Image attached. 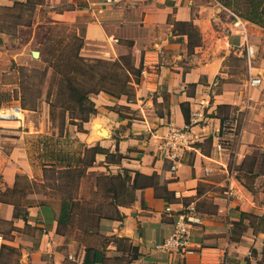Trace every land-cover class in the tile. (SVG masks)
I'll list each match as a JSON object with an SVG mask.
<instances>
[{
    "label": "crops",
    "instance_id": "obj_1",
    "mask_svg": "<svg viewBox=\"0 0 264 264\" xmlns=\"http://www.w3.org/2000/svg\"><path fill=\"white\" fill-rule=\"evenodd\" d=\"M211 10V2L199 0H0L2 104H21L16 96L28 91L47 102L51 93L39 88L45 72L34 84L20 70L45 62L35 45L67 24L79 34L83 28L85 57L116 59L132 42L128 48L142 66L140 81L128 85L133 99L105 92L93 97L98 113L84 124L85 132L68 124L61 137L49 119L0 120V264H83L85 249L94 247L106 253L98 264H264V138L257 140L261 125L251 129L255 100L264 92L261 84L246 92L230 83V48L211 34ZM195 32L202 42H195ZM195 113L192 146L174 169L163 137ZM72 141L105 148L88 173L129 169L133 176L156 174L157 182L138 189L133 203L118 205L120 215L87 221L77 214L62 223V197L48 186L45 169ZM232 172L240 197L226 193ZM94 190L98 195L96 184ZM75 195L85 208L111 202L100 195L93 202L82 185ZM192 208L199 218L191 226L193 251L156 249L173 232L178 214Z\"/></svg>",
    "mask_w": 264,
    "mask_h": 264
},
{
    "label": "trees",
    "instance_id": "obj_2",
    "mask_svg": "<svg viewBox=\"0 0 264 264\" xmlns=\"http://www.w3.org/2000/svg\"><path fill=\"white\" fill-rule=\"evenodd\" d=\"M248 4L247 18L253 22L264 20V0H248ZM179 24L187 26L185 30L193 29L190 23ZM83 45L84 40H81L77 47L71 49L69 55L65 58L61 56L58 58L59 62H54L55 70L72 92V99L62 111L59 130L61 137L64 136L67 124H75L81 131H86L84 124L98 113L97 103L93 98L95 95L105 92L113 99H119L123 95L131 99L133 93L128 85L133 81L139 82L142 76V66H136L131 49L122 52L116 59L87 58L81 54ZM132 45V42L128 43V46ZM51 120H55L54 113L51 114ZM69 137L68 134L67 142H70ZM73 142L71 149L64 150L62 147L55 157L56 163L45 169L46 177L54 178V182L48 186L62 197L59 214V221L62 223H69L77 214L85 217L87 221L120 215L118 205L133 203L138 189L153 186L157 182L156 174L149 176L137 172L133 176L129 169L118 174L100 173L96 177V186L102 197L111 199V205L98 203L96 206L81 207V201L75 195L78 193L80 181L95 165L97 154L104 152L105 148L99 144L88 146L83 142H79L78 148ZM84 228L89 230L90 225L87 223ZM105 258L103 248H86L83 264L104 263Z\"/></svg>",
    "mask_w": 264,
    "mask_h": 264
},
{
    "label": "rangeland",
    "instance_id": "obj_3",
    "mask_svg": "<svg viewBox=\"0 0 264 264\" xmlns=\"http://www.w3.org/2000/svg\"><path fill=\"white\" fill-rule=\"evenodd\" d=\"M203 3L211 2L212 10L209 14L210 20L208 22L211 30V34L214 37H218L220 39H224L227 41V47L230 48L226 56V70L230 71L231 75L229 80L230 83L240 85V87L246 91H250V86L248 85V79L250 77V73L259 74L262 76L263 81L258 88L262 92H264V20L251 21L247 18L246 11L248 9V0H199ZM212 15V16H210ZM214 15H218L219 22H215L216 19L212 18ZM235 16H239L245 19L248 22V30H249V42L253 45L255 51L250 56L242 57L239 55V52L236 51L237 44H239V37L233 33V24L232 21ZM81 24V23H80ZM181 28H186L187 26L180 25ZM74 26L67 24L66 26H62L60 29H57V32L51 34L50 37L46 40V42H41L40 45H35L36 49L43 52V57L45 58V62L34 61L35 63L29 65L25 70H20V74L26 77L30 74L33 77V83L35 84V79L37 78V74L44 73V84L43 87L40 85L39 88H44V92L46 94L47 89L51 93L50 96H46L47 102H43L42 99H38V96L34 95V92L28 91L24 96H16L18 102L21 103L23 107H35L36 109L26 110L25 112V120L33 121L34 123L39 124L40 122H46L48 119L51 121V125L55 124L56 129L60 130V125L62 124V111L63 107L66 105L68 101L72 99V92L69 90L66 82L63 77L59 75V73L55 70L54 62L58 60L59 57L63 56L65 58L67 55L71 53V49L73 47H77L84 36L83 28L81 33L79 34L78 30L74 29ZM189 29V28H188ZM195 42L202 40L199 38L195 32L194 35ZM127 51L129 48L127 46ZM126 51V52H127ZM81 49V54L84 53ZM84 56V55H83ZM87 58H101V57H87ZM9 67V66H7ZM31 82V81H30ZM33 93V94H32ZM3 96V95H2ZM45 98V96H44ZM43 98V99H44ZM45 98V99H46ZM133 99V97H131ZM16 100V101H17ZM8 101V100H7ZM10 103L5 102V104H14L15 100H9ZM12 102V103H11ZM255 122L251 123V129L255 130L259 125L260 132L257 140L260 142L264 138V94L259 96L258 99L255 100ZM16 104V103H15ZM253 109H250L252 112ZM54 113L55 120L52 122L51 114ZM93 117V116H92ZM91 117V118H92ZM245 117H248L247 111L241 117L240 126L244 124ZM68 125V124H67ZM66 125V126H67ZM253 126V128H252ZM59 127V129H58ZM70 128V126L68 127ZM242 128V127H241ZM239 130V129H238ZM241 133V129L239 133ZM103 136L102 134H99ZM240 136V135H239ZM236 138V137H235ZM241 138V137H240ZM68 145V143L66 142ZM79 143L76 145L78 146ZM79 148V146H78ZM89 172V170H88ZM97 172L87 173L79 184L83 186V190L85 195L90 196L93 202H96L101 196V193L96 195L94 186L96 184ZM54 182L53 179H49L48 183ZM92 192V194H91Z\"/></svg>",
    "mask_w": 264,
    "mask_h": 264
},
{
    "label": "built area",
    "instance_id": "obj_4",
    "mask_svg": "<svg viewBox=\"0 0 264 264\" xmlns=\"http://www.w3.org/2000/svg\"><path fill=\"white\" fill-rule=\"evenodd\" d=\"M233 33L238 35L239 44H237L236 51L242 57L251 56L255 49L249 42V30L248 22L239 17L235 16L233 21ZM263 78L261 75L250 73L248 83L250 87L258 86L262 83ZM194 118L187 122L183 127H172L167 134L163 137L162 149L167 152L168 156L174 161L173 168L177 167V163L180 158L185 154V152L192 146L194 140V132L192 130V125L196 123ZM0 120L2 121H16L22 122L25 120V109L21 104H2L0 103ZM221 148V145H219ZM229 174V183L227 186L226 193L229 196H241V192L237 185V181L233 175ZM191 210H186L178 214L175 228L173 232L168 235L163 241L156 244V249L164 252L177 251L182 253H187L193 251L191 245L192 233L191 226L195 221H199ZM4 243V236L0 234V252Z\"/></svg>",
    "mask_w": 264,
    "mask_h": 264
},
{
    "label": "bare ground",
    "instance_id": "obj_5",
    "mask_svg": "<svg viewBox=\"0 0 264 264\" xmlns=\"http://www.w3.org/2000/svg\"><path fill=\"white\" fill-rule=\"evenodd\" d=\"M97 127L101 130V132H103V128L101 124H98Z\"/></svg>",
    "mask_w": 264,
    "mask_h": 264
},
{
    "label": "water",
    "instance_id": "obj_6",
    "mask_svg": "<svg viewBox=\"0 0 264 264\" xmlns=\"http://www.w3.org/2000/svg\"><path fill=\"white\" fill-rule=\"evenodd\" d=\"M35 55H38V53H37V52H35Z\"/></svg>",
    "mask_w": 264,
    "mask_h": 264
}]
</instances>
